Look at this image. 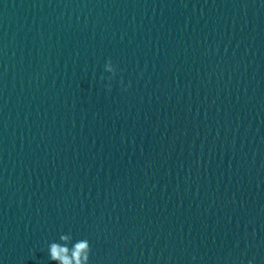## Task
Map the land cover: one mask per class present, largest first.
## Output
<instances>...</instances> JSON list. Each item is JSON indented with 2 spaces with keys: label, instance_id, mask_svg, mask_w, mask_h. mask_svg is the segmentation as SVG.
<instances>
[{
  "label": "water",
  "instance_id": "obj_1",
  "mask_svg": "<svg viewBox=\"0 0 264 264\" xmlns=\"http://www.w3.org/2000/svg\"><path fill=\"white\" fill-rule=\"evenodd\" d=\"M62 234L264 264V0H0V264Z\"/></svg>",
  "mask_w": 264,
  "mask_h": 264
},
{
  "label": "clouds",
  "instance_id": "obj_2",
  "mask_svg": "<svg viewBox=\"0 0 264 264\" xmlns=\"http://www.w3.org/2000/svg\"><path fill=\"white\" fill-rule=\"evenodd\" d=\"M102 71L108 75L107 77L102 75L101 80H111L119 75L118 68L111 58L104 61ZM121 83H123L122 80ZM110 90L108 86V91ZM67 244L72 245L70 251L66 247ZM47 254L54 264H89L90 246L87 239H78L73 242L70 234H62L58 241L52 240L47 243ZM248 264L252 262L249 261Z\"/></svg>",
  "mask_w": 264,
  "mask_h": 264
}]
</instances>
